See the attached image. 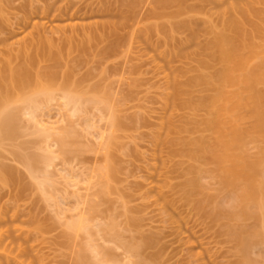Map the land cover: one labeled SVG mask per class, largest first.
I'll list each match as a JSON object with an SVG mask.
<instances>
[{
  "label": "rangeland",
  "instance_id": "obj_1",
  "mask_svg": "<svg viewBox=\"0 0 264 264\" xmlns=\"http://www.w3.org/2000/svg\"><path fill=\"white\" fill-rule=\"evenodd\" d=\"M232 20L247 34L243 73H264V0H0V79L33 77L0 82L16 115L0 135V264H264V210L234 219L257 209L200 151L218 140L211 43ZM258 79L226 88L244 103L226 137L242 131L234 152L258 164L264 205ZM42 86L54 98L27 102Z\"/></svg>",
  "mask_w": 264,
  "mask_h": 264
},
{
  "label": "bare ground",
  "instance_id": "obj_2",
  "mask_svg": "<svg viewBox=\"0 0 264 264\" xmlns=\"http://www.w3.org/2000/svg\"><path fill=\"white\" fill-rule=\"evenodd\" d=\"M228 29H229L228 33L218 35L216 40L213 43H211V47L216 49V55L214 54V56L223 65L221 72L218 73L211 80V82H213L214 84H217L219 86L217 89V94L215 96H213L212 98H210L208 101V106H209L210 112L213 115V118L211 120H209V127L212 131H214L217 134L218 140L214 144L205 143L202 146V149L200 151L204 152L205 150L210 149L211 154H212L211 155V161L214 164H216L218 167V170L221 174L222 184H223L224 188L236 189L237 190L236 192H239L237 194L239 195V198H240L241 203L239 202V200H238V202H239V206L241 204V207H242L241 209H243V208L249 209L250 206L254 207L253 210L257 209V211L255 210L256 213L253 211L254 214H251L252 211L250 213L249 212L250 210L245 211V209H243V210H240L241 214L240 213L238 214L239 211L238 212L235 211L237 214H235V212H233L234 216H232L233 213H231L230 216L235 217L234 219H236V217L237 218H239V216L243 217V216L248 215V213H249L250 216H254V217L259 218V216L262 217V215H260V214L258 215V213H260L261 210H264V205L262 204L263 201L261 200V196H260L262 194V192H261V190H262L261 185L262 184L258 183L259 172H258V168H257L258 166H256L258 164L257 163H255V164L249 163V165H247L246 164L247 162H245L242 159V156L238 155L234 152V149L237 146H240V144H241L242 135H243L242 131L238 130L235 127L233 129L232 139L228 140L226 137L227 136L226 125L228 123L227 122L228 117L232 113H237L243 107V104H244L243 103V97L241 95V92L230 93V92L226 91V88L230 87V86H240V85L242 86L243 84L246 85L248 83L251 85L252 82H253L252 84L254 85V81L256 82L257 80H259L258 78L264 77V73L261 71L253 72L250 75H246L243 73L244 67H245L244 66L245 65V56L242 54L241 51L247 44L246 43L247 40L245 39V37L247 35L246 31L244 29L243 24L241 22H239L238 20H232L229 24ZM3 72L6 75H3V77L0 79V82H2L3 80L9 79L12 82L16 83L18 88L26 87L33 80L31 72H29L28 69H26V68L20 69L19 71H16V72L10 71L9 69L4 68ZM62 89L64 90L63 95L66 98L65 100H67V102H65V103H67V105H68V103L71 104L74 102L73 107H76V104H78L80 102V100H79L80 96L78 97V96H76L77 94L70 92V91L68 92V85H66V84L63 86ZM65 89H67V90H65ZM51 90L52 89L49 90V87H47V86H42L40 88V90L31 93L32 95L30 94L29 97L27 96L28 98L26 101L27 102L29 101L32 104L37 103V102L39 103L38 100L43 99V98L38 99V97H41V95H44L46 98L49 97L48 99L51 100L50 96L53 97V93ZM10 92L11 91H10V88L8 85H5L4 87L2 86V91L0 92V109L1 108L2 109L4 108V109L3 110L1 109L2 111L0 110V135L3 132H5L4 131L5 129L6 130L9 129V127L12 124H10V122L8 124V121L12 122L16 116L15 114L13 115L12 113H10L9 110L5 111V108L8 107L9 104H11L10 103L11 102L10 101ZM183 93H184V91H180V94H183ZM46 98H45V100H46ZM261 98L262 97H258V100H255L256 102H254L255 106L253 108V114L257 119L258 128L260 130H264V100ZM96 99H99V97H95V100ZM234 99L236 100V102ZM256 99H257V96H256ZM103 100H105V99H103ZM103 100H101V101L105 103V101H103ZM97 102H98V100H97ZM79 105H80V103L78 104V106ZM37 106L38 105H36V108H37ZM30 107H31V105H29V107H27V108H30ZM33 107H35V106L33 105ZM33 107H31L29 109L28 113L30 112V110ZM73 109H72V111H73ZM75 109L78 111L80 108L79 109L75 108ZM76 110L74 112H76ZM31 113L33 114L32 111H31ZM34 120L38 121L36 119H34ZM7 125H10V126H7ZM42 129H43V132H46V133L48 132V130L49 131L51 130V129L47 128L48 130L46 131V130H44V127ZM52 131L55 133V131L53 129H52ZM101 133L102 134L100 136H103L104 135L103 132H101ZM54 138L56 139L57 137H54ZM59 139L57 141L61 143L60 140H62V137L60 140ZM63 144H65V143H63ZM30 163H32V162L30 161ZM30 163H29V166H31V168H33L34 164L32 163L33 164L32 165ZM194 185H197L196 181L194 182ZM196 187H199V186L197 185ZM238 195H236V196H238ZM85 196L83 195V197H85ZM250 203H253L255 205H253V204L250 205ZM236 205H237V203H236ZM255 206H257V207H255ZM262 207H263V209H262ZM258 209H259V211H258ZM260 220H262V219H260ZM81 222H80V226L82 225ZM86 223H87V221H86ZM74 224H76V223H74ZM72 227H74V226H72ZM236 237H237V235H236ZM96 253H99V252L96 251ZM107 254L108 253L105 252L104 255H107Z\"/></svg>",
  "mask_w": 264,
  "mask_h": 264
}]
</instances>
